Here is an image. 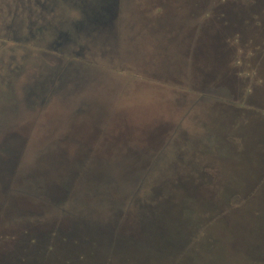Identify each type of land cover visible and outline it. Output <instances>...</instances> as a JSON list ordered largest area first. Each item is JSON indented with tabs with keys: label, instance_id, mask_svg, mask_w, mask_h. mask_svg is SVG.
Wrapping results in <instances>:
<instances>
[{
	"label": "rangeland",
	"instance_id": "obj_1",
	"mask_svg": "<svg viewBox=\"0 0 264 264\" xmlns=\"http://www.w3.org/2000/svg\"><path fill=\"white\" fill-rule=\"evenodd\" d=\"M257 3L118 0L117 16L111 23L75 31L71 40L64 39L63 46L68 49L59 54L50 48L55 34L47 31L54 32L57 26L53 21L57 20L72 31V24L67 23L79 19L78 13L55 7L53 20L45 14L47 21H52L44 25L47 31L31 36L26 31L37 32L38 28L27 18L21 19L19 1L0 0V167H4L0 175L8 193L35 204L29 219L46 221L57 214L59 222L74 217L73 222L79 225L78 219L88 208L84 201L92 192L97 196L91 212L118 213L116 204L103 197L106 190L116 191L122 200L121 215L130 199H145L186 166L211 161L199 158L196 147L217 145L218 135L207 117L218 116L221 106L247 114L251 108L256 113L248 127L253 134L251 152H259L257 146L264 141V1ZM227 9L231 19L222 17ZM33 13L30 19L41 22ZM252 13L260 14L259 21L249 17ZM196 27H204L203 36L212 30L221 32L214 33L217 45L201 44L190 50L196 43ZM72 49L78 53L68 52ZM158 120L167 121L166 129H161L162 139L153 142L144 127L154 131L151 125ZM5 138L12 145L6 146ZM139 145L147 149L131 167L122 157L127 154L123 155L122 149ZM56 152L68 154V160L77 162L79 168L66 185L67 195L49 203L48 214L41 216V175L33 171L46 167ZM249 159H240L238 173L243 176L251 174L249 164L253 162ZM92 163H100L102 176L97 181L87 177ZM164 208L153 223L158 229L154 238L157 250L168 245L171 228L180 226L177 214L185 212L171 200ZM256 210L260 213L254 214ZM245 212L243 225L249 230L264 226V190L231 217ZM17 217L11 225L0 226V247L4 240H12L13 259L21 257L22 246L16 243L26 229L18 223L22 217ZM220 239L219 262L235 264L237 243L224 241L237 240L236 235ZM77 250L85 253V259L68 257L70 264H102L101 256L92 253L88 243L72 249Z\"/></svg>",
	"mask_w": 264,
	"mask_h": 264
},
{
	"label": "trees",
	"instance_id": "obj_2",
	"mask_svg": "<svg viewBox=\"0 0 264 264\" xmlns=\"http://www.w3.org/2000/svg\"><path fill=\"white\" fill-rule=\"evenodd\" d=\"M234 110V112H229V117L232 116L235 120L234 126H249L252 119L255 118L254 114L256 113L251 108L248 109V111L250 110L249 114L241 109ZM234 139L241 147L240 140ZM257 148L263 150L264 142L260 143ZM203 155L204 153L198 156L202 157ZM214 155L213 152H210L207 156L212 160ZM205 164L195 167L194 163L188 165V167L186 166V169L179 173L177 177L175 176L168 179L167 182L161 183L162 185L160 184V187H156L155 190L151 191L145 199L142 197L140 199H130L126 204V211L121 215L114 216L118 221L125 222L133 230H137L140 226L137 220L140 217L145 218L147 221H155L157 216H162L167 200H171L173 204L181 205V211L184 210L185 212L177 214L180 226L177 229L171 228L167 246L153 251V248L149 245L139 242L138 247L142 248V252L146 250L148 252L153 251L155 255L143 261V253L138 258L125 251L121 257H117L111 248H103L90 236L83 235L82 238L88 243L91 252L99 257L101 256L100 263L117 264L118 262L120 264L121 261L123 264H202L200 261L204 254H210L214 258L210 262L203 263H217L220 259H218L216 253L223 247L220 236L226 235L231 238L236 235L237 240L224 241L226 244L237 243L238 251L234 255L235 264H264V226L256 228L252 226L250 230L247 226H244L243 222L245 223L247 219V212L231 217L232 212L235 214L251 198L263 193L264 162L259 165L257 163L249 164L251 174L247 171L248 174L245 176L238 173V169H241L240 163L232 164L228 170L221 169L213 161ZM197 168H202L207 174L204 186H210L212 189L216 185L215 190L213 189L214 198L210 199L212 196L209 195L208 203L193 196L191 191L184 187V180L180 177V175L186 174L198 175L200 172L196 171ZM208 176L212 179L211 182H209ZM259 213L258 210L254 212V214ZM65 214L68 213L65 212ZM172 219H174V216ZM223 220H226V222L221 225ZM64 234L58 229L50 228L47 234L40 238L38 233L25 229L19 235L26 240L20 239L16 243L21 244L20 247L22 246L20 250L21 257L19 258L20 264H27L30 261H36L35 264H70L68 257L83 261L85 259L83 251L65 252L61 249L69 242L73 244V248L80 244L78 239L71 240L72 234L68 233V236ZM247 236L250 238L248 241ZM38 240L41 243H38ZM130 240H132L131 237ZM11 253L13 254V249H11ZM217 264L223 263L219 262ZM224 264H232V262L226 263L224 260Z\"/></svg>",
	"mask_w": 264,
	"mask_h": 264
},
{
	"label": "water",
	"instance_id": "obj_3",
	"mask_svg": "<svg viewBox=\"0 0 264 264\" xmlns=\"http://www.w3.org/2000/svg\"><path fill=\"white\" fill-rule=\"evenodd\" d=\"M117 8H118V0H112L110 5L108 6L107 12L108 17H103L101 26L107 25L111 23L117 16ZM221 32L217 31L216 35H219ZM206 34V33H205ZM218 37L215 36L214 42L212 40V37L210 34H206L203 38V45H209V47H215L217 45V39ZM211 41V42H210ZM215 43V45L213 44ZM222 112L218 114V116H211L207 117L208 120H210V123L212 124V127L215 129V133H217V145H214L212 148L208 149V146H201L197 144L196 151H199V154H203L205 157H199V158H205V159H211L207 155L210 152H213L214 158L211 160L213 162H216L218 166H220L223 170H228V168L235 163H240V159L249 157V161L253 163H257V165L264 162V149H258L259 152H251V149L253 147V134L250 131V128L248 126H234L235 120L232 116L229 117V112H234L235 110L230 108L229 106H221ZM156 124H152L151 127H153L154 131L148 130L147 127H144V130L146 129L148 132V136L151 138V140L154 141H160L162 139V132L166 129V123L167 121H160L158 120L155 122ZM180 130H186L183 129V127L179 128ZM150 134V135H149ZM143 139H146V135L142 136ZM234 138H237L240 140V145L237 144L236 140ZM264 142V141H263ZM6 146L11 144V140L8 138H5ZM12 145V144H11ZM147 148H140L139 146H128L126 149L123 148V155L127 152L123 158L125 157L129 162L127 165L131 167H135L136 163L135 161L139 158H141V154L143 153V150H146ZM62 152L68 151L65 150ZM126 151V152H125ZM79 152V151H77ZM195 152V150H194ZM67 153V152H66ZM75 155V154H74ZM194 155H196L194 153ZM63 157H66L64 159ZM78 157V156H77ZM63 158V159H62ZM73 158H76V156ZM70 156L65 153H59L56 152L54 157L52 156L49 161H47L46 167L40 166L37 168V171H33L34 173L40 174V182L41 183V192L42 197L39 201V207L41 208V216L44 214H48L47 206L49 203L58 202L60 199L64 198L67 195V188L66 185L68 184V181L73 178L77 172L79 165H77L70 160ZM249 162V163H250ZM11 164V162H10ZM100 164V163H99ZM98 163H92L90 164V167L87 169V177L89 178V181L94 180L97 181L98 178L102 176L100 173V165ZM205 164V163H204ZM207 165V164H205ZM3 165L0 167V170H3ZM6 170V168H5ZM196 171L200 172L198 175L193 176L190 174L186 175H180L182 177L183 185L186 187L187 190H190L193 196L197 197L198 199H201L205 203H208L209 201V195H211L212 198H214V193L212 192V189L209 186H204V181L206 178V173L200 169H196ZM3 175H0V226H4V224L12 223V218L14 216H18L17 218L22 217L21 220H19V225L22 227L24 226L26 229L33 230L34 232L38 233V236L41 238L45 236L48 232V227H54L55 229H58L65 233L64 235L68 236L69 234H72V239H78L80 244L86 243V241L83 240V235H88L91 237V239H94L97 241V243L102 246L103 248L109 247L113 250L114 254L117 257H121L122 254L125 253V251H128V254L134 255V257H141V254L143 253V261L147 259L148 257L151 258L154 255V252L156 249H158V245L156 241H154V238L157 235L156 230L153 223L155 221H146L145 218L140 217L139 220V227L137 230H133L131 226H128L125 222L118 221L117 218L114 216L121 213V204L122 200H119L117 197L116 191H105L102 193L103 197L111 204H116V206L119 208V210L116 212H107V213H100L97 211V214L93 211L91 208L94 207V205H91L94 197L97 196L96 193L92 192L87 196L84 201V205L88 207L84 211L88 216H86L85 213L82 214V217H80L78 222L80 223L78 225L77 222H73L74 217L71 218H62L61 222H59V215L56 214L57 220L55 218H48L50 216H47L48 220L46 221H35L32 219H29L31 216V213H33V209L35 208V204L31 200H21L17 196L10 194L5 189V180L3 179ZM209 177V176H208ZM212 179L209 177V182H211ZM92 183V182H89ZM95 186L94 184H91ZM91 190L95 189V187H90ZM92 190V191H93ZM28 207V208H27ZM91 207V208H90ZM89 209V210H88ZM53 214V213H51ZM81 214V212H80ZM120 215V214H119ZM73 218V219H72ZM51 219V220H50ZM75 220V219H74ZM9 227V226H8ZM19 230V228H17ZM16 230V233L17 231ZM129 233V235H127ZM19 233H17L18 235ZM131 235V236H130ZM20 236V235H19ZM18 236V237H19ZM130 237L132 240H130ZM20 240V239H19ZM25 241V238L21 239ZM140 240V241H139ZM12 240H4L3 246L0 247V264H20V257H16L15 259H12V253L10 250V246ZM18 241V240H17ZM131 241V242H129ZM16 242V240H14ZM139 242H143L150 247L153 248V251H141L138 247ZM62 250L65 252H71L73 249V244L69 242L68 244H65V247H61ZM150 253V254H149ZM155 256V255H154ZM214 256H211L210 254H204L201 257L200 263L203 262H210ZM36 261H30L27 262V264H35ZM215 263V262H214ZM219 263V262H217ZM120 264L121 263L120 261Z\"/></svg>",
	"mask_w": 264,
	"mask_h": 264
},
{
	"label": "flooded vegetation",
	"instance_id": "obj_4",
	"mask_svg": "<svg viewBox=\"0 0 264 264\" xmlns=\"http://www.w3.org/2000/svg\"><path fill=\"white\" fill-rule=\"evenodd\" d=\"M19 1V5H21V12H20V17L21 19H23V21L27 18L26 21H29L30 23H36L37 26V32H33L32 30H28L26 31V33H28L29 35L33 36V34L37 33L39 35L44 33V25H46L47 23L50 24L52 21H47V15H50V19L53 20L54 17L57 16V14L55 13L56 9L55 7H66V10L70 12H76L80 15L79 19L73 20L72 22L67 23V25L72 24L70 27L73 28L72 31H70V29H67L66 25H61L57 20L56 22L53 21V23H56V28L53 31H47L49 34H55V37L53 39V42H51V49L56 50L59 52V54L63 53V50H67V47H64V39L71 40V37L73 36L72 34L75 33V31H79L81 32V30L86 29L87 25H96L94 28L97 29L99 26H101V22H102V18L103 17H108V6L110 5L112 0H18ZM261 2L264 0H260ZM258 1V3L260 2ZM257 3V4H258ZM32 8H34V11L36 14H32L36 16L37 19H40L41 22H34L32 21L31 15L30 13L34 12L33 10H31ZM228 11H224L227 14H222V17H225L226 19H231V11L229 9H227ZM252 10V9H251ZM17 16L18 14L15 13ZM47 14V15H45ZM259 15L260 14H250L249 17H251L252 19H254V21H259ZM24 17V18H23ZM245 17V14H244ZM29 19V20H28ZM76 21L78 22V25L76 24ZM62 23V22H61ZM62 26V28H58V26ZM9 26V25H8ZM39 27H41L42 29H40ZM210 29V28H208ZM215 30V28H214ZM204 33V27H196V43L195 46L193 45L190 50L194 47L195 49H199V46H201V44L203 45V38L205 36H203ZM214 33L217 34V31L213 30L211 31L210 36L212 37V40L214 42H216L214 40ZM264 36V35H263ZM262 38V36L260 37ZM211 42V41H210ZM213 42V44L215 45V43ZM82 48H79V50H81ZM68 52H73V53H78L77 51H74L72 49V51H68ZM264 52V51H263ZM188 52H186L187 54ZM197 59H198V55H197Z\"/></svg>",
	"mask_w": 264,
	"mask_h": 264
}]
</instances>
